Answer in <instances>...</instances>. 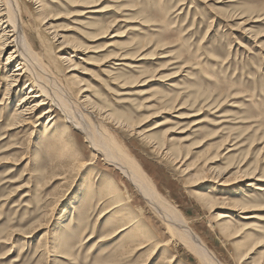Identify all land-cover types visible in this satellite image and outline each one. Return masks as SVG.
<instances>
[{"label": "rangeland", "instance_id": "374dc122", "mask_svg": "<svg viewBox=\"0 0 264 264\" xmlns=\"http://www.w3.org/2000/svg\"><path fill=\"white\" fill-rule=\"evenodd\" d=\"M41 1L61 16L54 30L83 50L68 54L77 83L64 72L62 84L75 95L88 88L84 117L138 164L222 264H264V0ZM23 5L31 42L44 52L38 31L55 53L39 4ZM19 99L0 107V264L160 262L170 235L135 187L79 130L73 151L61 152L45 134L47 117L14 126ZM108 178L128 211L113 205L102 215L114 197ZM227 180L237 182L222 186ZM219 213L229 217L220 222ZM131 214L163 241L154 255L150 244L140 249L146 235ZM122 222L127 230L114 236ZM168 246L172 264H199L178 241Z\"/></svg>", "mask_w": 264, "mask_h": 264}, {"label": "bare ground", "instance_id": "6f19581e", "mask_svg": "<svg viewBox=\"0 0 264 264\" xmlns=\"http://www.w3.org/2000/svg\"><path fill=\"white\" fill-rule=\"evenodd\" d=\"M29 1L39 4V12L42 11L41 14L44 15V22L42 24L44 25V31L51 36L48 40L58 43V48L57 51L52 54L50 50L46 49L47 45L44 42L45 40L43 41V36L37 31V35L40 37L39 42L44 48V52L40 53L31 42L25 27L23 0H0V75L3 76L2 82L6 87L5 96L0 102V107L5 106L10 98L20 96L11 117V119H13V125L17 128H24L34 125L36 122L44 119V117L45 119L47 117L45 134H49V131H51V134L55 137L52 143L54 147L57 148L56 150L59 149L61 152L73 151L76 138L74 130H79L83 133L95 154L102 156L108 165L114 166L125 179L135 187L141 194L143 200H145L151 210H153V214H155L166 226L170 239L164 244L165 248L161 261L157 264H172L175 261V257H172L173 255L168 253V245L176 241L187 248V250L198 259L199 264H222L216 257L217 255L209 249L198 233L187 223L184 216L160 195L154 183L146 173L140 169L138 164L123 151L119 150L118 147L114 145V141L110 136L104 134L103 131L101 132V125L99 123L97 124L96 121L92 122L93 117L90 118L91 122L84 117L85 111H87V105L90 104V100L86 99L87 97L83 98L88 88L79 89L78 87L79 94L75 95L74 92L70 91L69 88L62 84L64 72L69 74L77 83L78 76H74L72 73L77 69L78 65L72 60V56H68V54L72 53L77 57V54H79L78 52L83 50L77 43V45L72 47L71 45L74 42L69 43V40L67 41L62 33L54 30L51 21L53 19H59L61 16L55 18L48 15L46 13V7H44L41 0ZM10 48L11 51L8 52ZM4 54L7 55L6 62L2 63L1 60ZM45 55L51 56L47 58ZM123 58H120L115 65H123V63H121V61L125 60ZM13 64H16L14 70H12ZM63 66H66V68L63 69ZM22 83H26L24 89H20ZM81 87L83 86L81 85ZM79 96L81 98H79ZM82 106H85L86 109L81 110L80 108H83ZM42 108L45 109H43L41 114H38V111ZM87 113L91 114L90 112ZM108 115L110 114H105L104 112L99 118L101 121H107L110 117ZM60 122H62V124H60ZM32 134H34V132H32ZM116 181L112 178L107 179L106 188H111V191L108 192L114 194V197L111 202L108 201L110 204L104 209L105 212H102L104 216L113 210V208H109L113 205L115 208L122 209L121 211L129 210V207L125 204L124 194L121 192ZM243 181L242 179L238 180V183H240L238 187L243 185ZM236 182L227 180L221 182V185L226 187ZM105 195H107V193ZM76 203L77 202L71 203V206L66 207L67 210L75 211ZM239 205L241 207V204ZM244 206H246V204H244ZM244 206L242 205V207ZM246 208H243L244 211H247L245 210ZM228 214L219 213L218 220L221 222L229 217ZM247 219H249V217ZM128 222L133 223L132 225L135 224L137 229L143 231L146 235L144 239L139 240V245H143L140 249H145L147 246L146 244L152 245L149 256L154 255L156 251L161 249L163 245L160 243L163 241L154 240L156 237L151 234L154 232H152L151 227L146 225L145 222L139 218V215L131 214ZM127 226L126 222H122L118 230L115 229L114 236L127 230ZM241 230L244 229L242 228ZM238 231L239 230H237V232ZM247 254L248 253H246V255Z\"/></svg>", "mask_w": 264, "mask_h": 264}]
</instances>
